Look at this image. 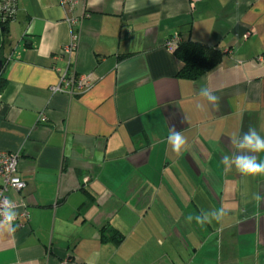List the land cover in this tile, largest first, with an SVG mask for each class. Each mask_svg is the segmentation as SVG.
<instances>
[{"label":"crops","instance_id":"obj_1","mask_svg":"<svg viewBox=\"0 0 264 264\" xmlns=\"http://www.w3.org/2000/svg\"><path fill=\"white\" fill-rule=\"evenodd\" d=\"M82 13L70 27L59 0H16L7 22L0 151L19 153L25 186L7 197L28 217L0 229V264H264V174L223 162L249 127L264 137V0H79ZM72 32L75 51L60 55ZM173 32L219 48L218 65L178 76ZM64 71L93 84L52 92Z\"/></svg>","mask_w":264,"mask_h":264},{"label":"built area","instance_id":"obj_2","mask_svg":"<svg viewBox=\"0 0 264 264\" xmlns=\"http://www.w3.org/2000/svg\"><path fill=\"white\" fill-rule=\"evenodd\" d=\"M79 0H59V4L64 8L68 15L65 17L66 22L70 27L77 25L80 20L88 16L82 13L78 16L74 15L73 12ZM199 0H188V6L190 10H193L196 2ZM16 0H0V27L13 18L15 14ZM252 31H248L244 34V37L250 35ZM79 34L71 33L70 40L67 44L62 47V53L60 55L70 56L78 44ZM181 39L177 32H173L164 41V46L168 51L173 52L176 46L180 43ZM55 58H59L58 55ZM258 62L264 61V56L259 55L257 58ZM93 84V79L91 74H78V73H68L64 71L60 74L58 83L50 87L52 92H65L69 95L75 92H83L89 89ZM19 160L18 152L10 151H0V206H2L3 201L7 197V192L10 189L21 190L25 186V182L19 177L17 172ZM9 200V199H8ZM10 201V200H9ZM12 202V201H11ZM15 209H20L17 212V218L13 221V227H19L25 224L27 221V211L25 204L22 200H17L12 202ZM3 219L2 214H0V220Z\"/></svg>","mask_w":264,"mask_h":264},{"label":"clouds","instance_id":"obj_3","mask_svg":"<svg viewBox=\"0 0 264 264\" xmlns=\"http://www.w3.org/2000/svg\"><path fill=\"white\" fill-rule=\"evenodd\" d=\"M200 96L206 98L211 104L215 105L218 101V97L215 96L212 91L208 88H201ZM168 143L172 146L174 152L179 153L182 148L186 145V139L181 134V132L172 129L168 136ZM235 147L241 151V155H234L229 157L224 156L223 162L230 169L232 165H235L236 169L246 175H258L264 174V160L258 161L255 155H250L249 153H259L264 152V137L260 134L254 127H249L248 131L242 136V139H236L233 141ZM257 201L261 200V197L256 196ZM0 214H2L3 219L0 220V229L5 232H13L15 229L13 227V221L17 218V212L15 211V206L7 198L4 199L2 206H0ZM224 209L215 210L212 213L213 219L219 222L224 216ZM195 218L197 224L204 225L206 222L211 223L212 220L208 219L207 215L203 218L200 215L193 217L189 215L186 219L189 223Z\"/></svg>","mask_w":264,"mask_h":264},{"label":"trees","instance_id":"obj_4","mask_svg":"<svg viewBox=\"0 0 264 264\" xmlns=\"http://www.w3.org/2000/svg\"><path fill=\"white\" fill-rule=\"evenodd\" d=\"M7 22L1 26L0 44H3L2 39L8 32ZM173 54L181 63L178 76L190 80H194L214 68L222 57V51L219 48L192 40H181Z\"/></svg>","mask_w":264,"mask_h":264},{"label":"water","instance_id":"obj_5","mask_svg":"<svg viewBox=\"0 0 264 264\" xmlns=\"http://www.w3.org/2000/svg\"><path fill=\"white\" fill-rule=\"evenodd\" d=\"M2 30V27H0V31Z\"/></svg>","mask_w":264,"mask_h":264},{"label":"rangeland","instance_id":"obj_6","mask_svg":"<svg viewBox=\"0 0 264 264\" xmlns=\"http://www.w3.org/2000/svg\"><path fill=\"white\" fill-rule=\"evenodd\" d=\"M5 46V45H4ZM0 63H1V60H0Z\"/></svg>","mask_w":264,"mask_h":264}]
</instances>
